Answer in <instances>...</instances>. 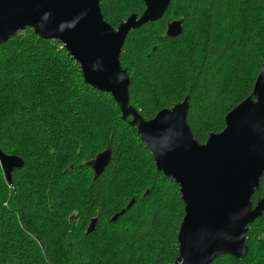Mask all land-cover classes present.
Here are the masks:
<instances>
[{
    "label": "trees",
    "instance_id": "1",
    "mask_svg": "<svg viewBox=\"0 0 264 264\" xmlns=\"http://www.w3.org/2000/svg\"><path fill=\"white\" fill-rule=\"evenodd\" d=\"M176 1L186 8L182 18L172 13ZM99 6L105 21L116 28L129 16L128 12L140 15L144 2L138 0L131 11L121 9L119 0H99ZM202 15L203 38L197 30ZM177 19L182 20V32L175 37L165 36L168 21ZM186 36L189 49L178 57L174 51L176 44ZM56 42L61 43L40 38L30 27L0 42V150L23 160V165L11 172L10 184L0 167V222L6 215H12V237L21 243L31 242L44 264H89L88 247L101 230L134 213L130 216L134 220L131 240L123 250V244H117L119 236L112 233L109 240L102 243V249L112 243L107 251L102 252L101 244L99 246L102 259L115 258L118 264L121 258H124L121 264H166L168 261L174 264L178 257L177 233L184 214L178 185L156 170L150 150L138 137L135 125L130 123L131 116L122 119L110 93L98 91L84 82L79 63L65 48L69 67L66 65V71L61 72L50 55ZM168 45L170 49L166 51ZM122 48L119 62L130 77L128 104L147 120L158 110L170 108L187 97L186 122L193 137L202 143L210 132L222 130L225 115L251 94L264 62V0H170L160 19L129 31ZM16 50L28 55L37 50L39 59L46 58V63L41 67L37 59V63L29 65L25 57L16 55ZM14 69H18L19 74ZM73 77L77 83H73ZM14 88L24 95L20 96L21 100L6 96V92ZM50 112L57 116L59 126L69 130L73 139L64 156L51 161L60 172L53 185L75 172L88 174L83 197L78 202L79 210L68 213L67 217L62 215L51 227L40 220V209L51 210V206H46V191L30 190L19 177L32 173L37 156L27 155L18 147L57 126L55 120L50 124ZM83 130L88 137L101 138L102 146L91 148ZM131 145L137 152L136 158L145 159L152 168L153 175L148 179L150 190L145 197L150 198L152 192L157 191L154 201L142 204L135 212L134 192L138 184L144 186L146 181L144 172L135 164L131 165L132 173L128 176L130 182L135 180L131 190L117 197V204H111L108 196L122 176ZM47 147L48 143L43 149ZM107 147L111 150V159L104 170L93 177L88 162ZM263 196L264 172L250 200L255 204ZM132 198L131 207L116 221H110ZM92 218H96L94 228L86 232ZM7 233L8 229L0 228V264H6L8 256H16L23 250ZM263 238L264 211L247 227L245 256L235 258L222 254L210 264H258L259 258L264 262ZM80 243L87 248L79 247ZM115 245L118 253L114 251Z\"/></svg>",
    "mask_w": 264,
    "mask_h": 264
},
{
    "label": "water",
    "instance_id": "2",
    "mask_svg": "<svg viewBox=\"0 0 264 264\" xmlns=\"http://www.w3.org/2000/svg\"><path fill=\"white\" fill-rule=\"evenodd\" d=\"M143 2L140 15L133 13L114 28L103 18L99 0H0V42L26 27L42 39L59 40L79 63L84 82L110 93L122 119L131 116L130 123L150 150L156 170L178 185L184 214L177 233L175 264H210L222 254L242 258L247 253V227L264 211V196L255 204L250 200L264 172V99L254 92L264 62L251 94L225 115L224 128L210 132L202 143L193 137L186 122L187 97L144 120L128 104L130 77L119 56L129 31L160 19L170 0ZM181 32L182 20L168 21L165 36L175 37ZM105 66L107 84L117 89L115 93L93 83V74ZM242 104L245 108L236 113ZM110 159L107 147L88 162L93 177ZM22 165L21 157L0 150V167L9 184L13 169ZM133 203L134 198L110 221H116ZM95 223L96 218H92L86 232Z\"/></svg>",
    "mask_w": 264,
    "mask_h": 264
},
{
    "label": "rangeland",
    "instance_id": "3",
    "mask_svg": "<svg viewBox=\"0 0 264 264\" xmlns=\"http://www.w3.org/2000/svg\"><path fill=\"white\" fill-rule=\"evenodd\" d=\"M119 2L121 9L125 11H131L134 6L136 7L138 5V0H119ZM172 10L173 15H177L179 17H181L182 14L186 12V8L182 5V3L177 1L173 5ZM131 12H128L127 15H131ZM203 25L204 17L202 15L199 18L197 25V30L201 38L204 37L205 28L203 27ZM188 40L189 37L186 36L177 42L174 51L178 53V57L185 55V53L189 49ZM167 49H170L169 45L166 48V51ZM15 53L19 57H25V63L27 62L29 65H34L35 63H37V59L40 60L41 67H43V65L46 63V58L44 60L39 59V51L37 50L33 53H30L29 55L25 52H21L20 50H16ZM50 55L51 57L55 58L61 72L66 71L68 58L67 53L61 43L58 44V42H56L54 44V50L51 51ZM67 66L69 67V65ZM14 70H16L19 74L18 69ZM27 77L31 78L29 76ZM72 81L73 83H77V80L74 77ZM6 96L12 97L13 99L21 100L22 98L20 96L24 95H20L19 91L14 88L13 90L9 89L6 92ZM0 108H2L1 99ZM57 119V116H54L53 112H50L49 122L51 124V122L55 120L57 122V126H53V129L49 131L47 130L46 133H42L41 135L33 139L24 141L18 146L21 152L27 155L31 154L32 156H34V158L35 155L37 156V158H35V165L33 167L34 170L32 171V173L27 174L26 172L24 173V178H22L21 175L19 177L22 181L24 179L26 187H28L30 190L43 189L44 191H46V194H44L46 196L45 199L47 200L46 206H51V210L49 211L44 208L40 209V220L43 225H47L50 227L55 225L62 215L63 217H67L68 213L79 210L78 202L83 197L86 181L88 178L87 173L85 174L81 172H75L65 180H59V183H55V186L53 185V182L57 181L56 179H58L60 172L58 173V167L56 169V167L51 164V161L55 159V157L62 158L64 156V153L71 148L73 142L69 130H66L64 127L59 126V122ZM84 132L85 130H83V134ZM56 138L57 141H55ZM84 138H89L88 145L91 148H98L102 146L101 138H96L95 136L94 138H91L88 137L87 134H84ZM56 142L61 145V148H59ZM46 143H48V147L43 149ZM136 155L137 152L135 151V147L134 145H131L122 176L119 177L117 183H115L116 185L114 184L115 186L108 193L109 202H111V204H117V197H123L126 192L131 190L129 188L133 187L135 180L133 182H130L128 180V176L132 173L131 165L135 164L137 167H139L141 172H144L146 181L145 185L143 184L144 186H142V184H138L136 187V191L134 192L136 202V207L133 210L134 212L142 204L154 201L157 193V191H154L152 192V196L150 198L145 197L147 194H149V185L151 181H149L148 179L151 175H153V172L152 168L150 166H147L148 164L146 163V160H141L139 157L136 158ZM57 185H59L60 187H57ZM7 197H9V192ZM1 199L6 200L7 198L1 197ZM7 210H9V208H7ZM132 215H134V213ZM130 216H128V218L124 219L123 221L116 223L115 225H107L104 229L101 230L102 232L98 235V237H95L93 245L88 247L90 256H88L87 261L89 262V264H118L115 258L105 260L102 259V252L107 251L109 245L112 244L110 243L104 249H102V243H105L107 240H109L108 238L112 233H116L119 236V241L117 244H123L124 250V245L126 244V242L128 240H131L132 238V232H130V230L133 226L134 220ZM13 221V216L9 214L3 218L2 222H0V228L8 229V237H12L14 235L12 224ZM123 226H125V228ZM12 238L17 244L23 246V250L16 256H8L9 262H7L6 264H44L40 259L36 248L31 246V242L29 243L26 240L24 241V243H21L19 239L15 237ZM259 238H262V236L260 235ZM100 244V249L102 250V252H100L99 249ZM79 247L83 249L87 248V246H85L83 243H80ZM147 247H149V245ZM114 251L118 253V248L116 245L114 247ZM6 254H8V251L6 252ZM123 259L124 258L120 259L119 264H121ZM263 263L264 262L261 260V258H259L258 264ZM166 264H173V261H168L166 262Z\"/></svg>",
    "mask_w": 264,
    "mask_h": 264
},
{
    "label": "snow or ice",
    "instance_id": "4",
    "mask_svg": "<svg viewBox=\"0 0 264 264\" xmlns=\"http://www.w3.org/2000/svg\"><path fill=\"white\" fill-rule=\"evenodd\" d=\"M94 79L93 83H96L98 87H109L110 90L115 93L117 91L116 88H112L110 85L107 84V67H103L99 70L98 73L93 74ZM254 92L261 96L262 99H264V72H262L259 76V79L256 80L254 84ZM249 100L251 97L248 98ZM245 104L240 105V108L236 110V113H239L242 109L245 108ZM236 113H233V115H236Z\"/></svg>",
    "mask_w": 264,
    "mask_h": 264
},
{
    "label": "flooded vegetation",
    "instance_id": "5",
    "mask_svg": "<svg viewBox=\"0 0 264 264\" xmlns=\"http://www.w3.org/2000/svg\"><path fill=\"white\" fill-rule=\"evenodd\" d=\"M92 174H93V172H92ZM261 199V198H260ZM259 200V199H258Z\"/></svg>",
    "mask_w": 264,
    "mask_h": 264
},
{
    "label": "bare ground",
    "instance_id": "6",
    "mask_svg": "<svg viewBox=\"0 0 264 264\" xmlns=\"http://www.w3.org/2000/svg\"><path fill=\"white\" fill-rule=\"evenodd\" d=\"M178 242V241H177ZM175 264V263H174Z\"/></svg>",
    "mask_w": 264,
    "mask_h": 264
}]
</instances>
